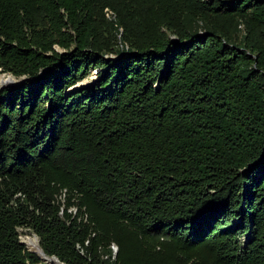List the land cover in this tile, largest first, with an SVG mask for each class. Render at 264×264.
<instances>
[{"label": "trees", "instance_id": "obj_1", "mask_svg": "<svg viewBox=\"0 0 264 264\" xmlns=\"http://www.w3.org/2000/svg\"><path fill=\"white\" fill-rule=\"evenodd\" d=\"M1 71L0 264H264V0H0Z\"/></svg>", "mask_w": 264, "mask_h": 264}, {"label": "bare ground", "instance_id": "obj_2", "mask_svg": "<svg viewBox=\"0 0 264 264\" xmlns=\"http://www.w3.org/2000/svg\"><path fill=\"white\" fill-rule=\"evenodd\" d=\"M9 76L10 75H8V77L1 76L0 85L7 84V83L10 84L13 81H15L14 77H11V76L9 77ZM81 83L82 85L86 84L84 81H82ZM24 243L29 250L34 251L39 256V260L41 259L42 264H61L53 256L46 255L44 252L41 251V248L37 241V237L27 236L24 238Z\"/></svg>", "mask_w": 264, "mask_h": 264}, {"label": "rangeland", "instance_id": "obj_3", "mask_svg": "<svg viewBox=\"0 0 264 264\" xmlns=\"http://www.w3.org/2000/svg\"><path fill=\"white\" fill-rule=\"evenodd\" d=\"M111 56L113 58H115L114 55H111ZM7 75L11 76L12 74L10 72H6V71H1L0 72V77L1 76L8 77ZM96 76H97V69L96 68H91L89 70V74L87 76H85L84 78H82L81 80L84 81L85 83H88L90 80L95 79ZM7 85H10V84H7ZM16 230H17V233H18L19 241H21L24 244L25 248H27V247H26V245L24 243V238L27 237V236H35L36 237V235L30 229H27V228H24V227H17ZM111 249H112V253L115 252V250H113L112 246H111ZM36 264H42V263H41V261H38Z\"/></svg>", "mask_w": 264, "mask_h": 264}, {"label": "water", "instance_id": "obj_4", "mask_svg": "<svg viewBox=\"0 0 264 264\" xmlns=\"http://www.w3.org/2000/svg\"><path fill=\"white\" fill-rule=\"evenodd\" d=\"M8 76V75H7ZM11 77H14V79H15V81H13L12 83H10V84H16L17 82H19L20 80H23L24 79V75L23 74H21V75H19V76H17V77H15L14 75H11ZM82 80H78L75 84H73L72 85V87H79V86H81L82 85ZM7 84H9V83H7ZM7 84H2V85H0V87H2V86H4V85H7ZM21 242V241H20ZM27 249V248H26ZM27 250H29V249H27ZM29 251H31V252H33V253H35L34 251H32V250H29ZM41 251H42V249H41ZM43 252V251H42ZM36 254V253H35ZM37 255V254H36ZM50 256H53L58 262H60L61 264H63V262L62 261H60V260H58L57 259V257H55L54 255H50ZM37 257L39 258V256L37 255Z\"/></svg>", "mask_w": 264, "mask_h": 264}, {"label": "built area", "instance_id": "obj_5", "mask_svg": "<svg viewBox=\"0 0 264 264\" xmlns=\"http://www.w3.org/2000/svg\"><path fill=\"white\" fill-rule=\"evenodd\" d=\"M112 248H113V250L115 249V246L114 245H112Z\"/></svg>", "mask_w": 264, "mask_h": 264}, {"label": "clouds", "instance_id": "obj_6", "mask_svg": "<svg viewBox=\"0 0 264 264\" xmlns=\"http://www.w3.org/2000/svg\"><path fill=\"white\" fill-rule=\"evenodd\" d=\"M114 246H115V245H114ZM115 249H116V247H115ZM115 249H114V250H115Z\"/></svg>", "mask_w": 264, "mask_h": 264}]
</instances>
